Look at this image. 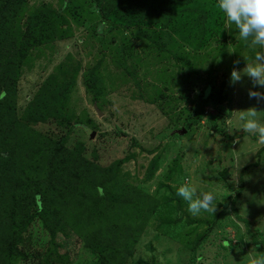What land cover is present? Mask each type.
Returning <instances> with one entry per match:
<instances>
[{
  "label": "rangeland",
  "instance_id": "374dc122",
  "mask_svg": "<svg viewBox=\"0 0 264 264\" xmlns=\"http://www.w3.org/2000/svg\"><path fill=\"white\" fill-rule=\"evenodd\" d=\"M97 1L18 0L22 32L29 18L43 14V23L39 16L32 22L39 20L49 38L18 50L16 118L25 120L41 92L72 81L64 123L47 119L29 127L54 140L64 135L70 151L81 146L85 159L117 168L121 181L146 195L143 227L125 264H197L198 256L201 264H249L259 256L256 242L264 245V145L242 130L239 111L264 112V103L248 95L264 88H252L243 74L234 85L230 77L264 49L237 39L217 0H178L165 27L141 25L153 32L144 36L116 9L102 17ZM208 86L216 96L209 93L201 118L187 127ZM185 181L214 193V213L188 211L176 194ZM29 215L15 244L22 256L13 264H96L72 231L61 228L51 237L33 210Z\"/></svg>",
  "mask_w": 264,
  "mask_h": 264
},
{
  "label": "trees",
  "instance_id": "16d2710c",
  "mask_svg": "<svg viewBox=\"0 0 264 264\" xmlns=\"http://www.w3.org/2000/svg\"><path fill=\"white\" fill-rule=\"evenodd\" d=\"M176 2L98 0L96 4L102 17L117 10L127 17L130 27L139 26L135 31L144 36L149 31H142L141 25L161 22L165 27L172 20L170 4ZM17 5L18 0H0V264H13L22 256L15 246L17 233L31 221V210L51 237L61 228L72 231L95 256L96 264H125L140 236L148 198L121 181L117 168L111 170L85 159L81 146L70 151L64 135L54 140L30 129V124L47 119L64 123L63 107L72 81L63 80L52 91L41 92L25 120L16 118L13 96L23 59H16L18 50L31 49L49 38L41 24L43 14L29 18L22 32L16 21ZM36 16L41 23L32 22ZM209 90L208 86L199 96L195 117L187 118V127L201 118L209 93L216 96L215 90ZM256 248L259 255L264 254V245L256 242ZM194 260L191 254L190 262Z\"/></svg>",
  "mask_w": 264,
  "mask_h": 264
},
{
  "label": "clouds",
  "instance_id": "9594fccd",
  "mask_svg": "<svg viewBox=\"0 0 264 264\" xmlns=\"http://www.w3.org/2000/svg\"><path fill=\"white\" fill-rule=\"evenodd\" d=\"M216 7L223 13L226 26L235 25L238 31L237 39L250 42L251 47L259 46L264 49V0H217ZM229 53L232 46H228ZM246 59V58H245ZM247 60V59H246ZM234 64H239V60ZM242 74L252 81V88H264V51L256 52L254 62L247 60V66L241 71L233 68L231 72V83L234 85L240 82ZM249 99H255L258 104L264 103V92L248 91ZM256 107L239 111V119L242 122V130L245 133L256 136V142L264 145V122H261L260 114ZM239 143V139L234 141ZM188 205V211L193 216H198L202 212L214 213L216 199L212 191L198 192L196 187L185 181L176 192ZM197 264H201V258L197 257ZM249 264H264V254L253 258Z\"/></svg>",
  "mask_w": 264,
  "mask_h": 264
},
{
  "label": "water",
  "instance_id": "95a60500",
  "mask_svg": "<svg viewBox=\"0 0 264 264\" xmlns=\"http://www.w3.org/2000/svg\"><path fill=\"white\" fill-rule=\"evenodd\" d=\"M94 108H95L96 112L98 113V115L101 116V112L96 108V106H95ZM183 131H184V130H183ZM87 133H89L90 138H93L94 135H95V132L92 131L91 129H88V130H87Z\"/></svg>",
  "mask_w": 264,
  "mask_h": 264
}]
</instances>
